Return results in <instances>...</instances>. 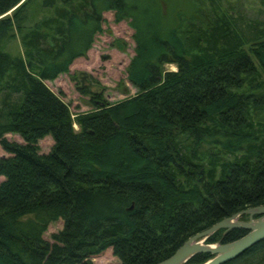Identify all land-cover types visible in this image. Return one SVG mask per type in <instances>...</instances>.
I'll return each instance as SVG.
<instances>
[{
	"label": "trees",
	"instance_id": "16d2710c",
	"mask_svg": "<svg viewBox=\"0 0 264 264\" xmlns=\"http://www.w3.org/2000/svg\"><path fill=\"white\" fill-rule=\"evenodd\" d=\"M189 1L192 14L169 24L149 0H0V264H92L107 248L120 264H155L264 205V26L237 23L223 0ZM104 11L132 19L136 91L114 103L90 92L93 110L71 119L43 80L84 55ZM15 38L21 52L10 55ZM44 135L52 144L40 154ZM244 232L218 229L206 242ZM222 264H264V239Z\"/></svg>",
	"mask_w": 264,
	"mask_h": 264
},
{
	"label": "rangeland",
	"instance_id": "374dc122",
	"mask_svg": "<svg viewBox=\"0 0 264 264\" xmlns=\"http://www.w3.org/2000/svg\"><path fill=\"white\" fill-rule=\"evenodd\" d=\"M149 1L153 2L152 5L160 11L169 24L179 22L183 17L190 16L194 11V6L189 0ZM129 2L138 6V0H129ZM219 5L223 10H227L226 5L232 7L229 10H232V15L237 18V23L240 20L243 22L255 20L259 22L258 25L264 26V5H261L259 0H223ZM10 11L6 14H9ZM101 16L100 30L94 34L92 42L84 55L74 58L66 72L58 74L51 80H43V83L67 104L71 119L75 118L77 114L93 110L92 103L89 101L90 92H97L106 102L114 103L133 95L136 91L126 79V66L134 53L135 45L133 39L134 28L130 25L132 19L128 16L115 20L111 11H104ZM4 49L10 55H17L21 52L17 38L8 41ZM162 68L165 71H174L175 65L165 63ZM260 80L264 83L263 76ZM72 127L74 130L78 129L74 121ZM4 137L9 141L23 143L18 133H5ZM51 144L52 140L49 135L37 139L38 153H47ZM8 155L0 147V156ZM2 179L3 177L0 175V180ZM242 215H239L237 219L246 220V215ZM61 225L60 220L50 223L43 232L42 237L50 241V234L59 230ZM90 260L92 264H120L110 248L92 256Z\"/></svg>",
	"mask_w": 264,
	"mask_h": 264
},
{
	"label": "water",
	"instance_id": "95a60500",
	"mask_svg": "<svg viewBox=\"0 0 264 264\" xmlns=\"http://www.w3.org/2000/svg\"><path fill=\"white\" fill-rule=\"evenodd\" d=\"M241 214L246 215V220L237 219ZM233 228H240L245 232L234 240L222 242L224 231ZM218 229H223L220 239L216 243H206L208 237ZM262 239H264V205H257L234 212L190 235L169 256L155 264H185L199 253L210 255L201 264H222L237 257Z\"/></svg>",
	"mask_w": 264,
	"mask_h": 264
}]
</instances>
